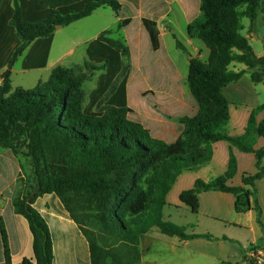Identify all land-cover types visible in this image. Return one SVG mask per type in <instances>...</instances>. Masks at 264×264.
I'll use <instances>...</instances> for the list:
<instances>
[{
    "label": "trees",
    "instance_id": "trees-1",
    "mask_svg": "<svg viewBox=\"0 0 264 264\" xmlns=\"http://www.w3.org/2000/svg\"><path fill=\"white\" fill-rule=\"evenodd\" d=\"M101 8H111L121 28L130 23L119 0H0V71L6 69L0 76V149H10L30 166L27 183L18 185L13 199L15 212L27 219L33 234L35 262L25 259L23 264H53L51 232L34 207L45 194H56L79 226L89 241L92 264H141V240L153 228L184 240L212 239L189 235L185 226L166 221L164 208L180 174L208 164L212 144L219 141L254 153L259 172L245 174L243 187L229 186L237 168L231 155L226 175L197 180L181 201L197 213L200 193H232L237 211L254 209L261 223L255 183L264 178V148L255 145L264 138V120H258L264 104L251 112L243 135L231 136L225 130L230 120L225 89L247 73L231 70L233 63L245 65L254 83L264 82V56H257L242 34V19L249 18L253 29L264 13V0H202L201 16L187 32L210 55L206 62L190 61L188 86L199 108L194 116L179 119L184 129L173 142L153 135L128 107L130 50L109 38V31L88 44L89 61L83 66H58L35 90H13L11 65L22 58L23 70L46 68L56 26H69ZM142 27L152 49L159 51L157 20L143 18ZM177 47L186 51L178 39ZM97 70H102L97 86L87 95V72ZM0 229L5 263L13 264L2 219Z\"/></svg>",
    "mask_w": 264,
    "mask_h": 264
},
{
    "label": "crops",
    "instance_id": "crops-1",
    "mask_svg": "<svg viewBox=\"0 0 264 264\" xmlns=\"http://www.w3.org/2000/svg\"><path fill=\"white\" fill-rule=\"evenodd\" d=\"M119 1L127 10L126 18L130 19V23L117 37H114L113 30L108 29L109 26L100 29L93 38L84 43L86 50L88 44L105 31L110 32L109 38L121 41L129 47L131 63L138 66L139 69L135 73L128 74V107L134 111L135 118L153 135L167 142H173L181 136L184 129L179 119L194 116L199 108L188 86V70L191 61L189 56L206 62L210 55L206 45L200 40L191 39L187 32L188 25L201 16L202 0ZM106 9H98L83 20L100 16L103 14L102 10ZM143 18L157 20L162 39V47L159 51L155 52L151 47L150 40L142 27ZM116 20L121 22V18L117 15ZM180 30L181 43L186 47V51L177 47V39L179 40L177 35ZM170 34L176 42L177 49L181 51V55L179 54L177 57L181 58L185 75L183 72H179L178 62L167 51L166 37ZM250 37L247 36L248 40ZM55 39L56 32L49 62ZM75 48L77 47L67 51L66 57L73 56ZM62 61L63 57L59 55L55 60V65L62 66ZM87 61L89 60L86 52V59L76 66H83ZM12 69L13 67L10 70L12 71ZM230 69L235 72H249L245 65L239 63H233ZM5 71L6 69L1 70L0 76ZM89 72H87L88 75ZM96 72H99L98 80L102 70ZM243 77L239 82L233 83L225 89V95L230 102V120L225 126V130L231 136L243 135L251 112L260 107L252 108L247 104V101L241 102L237 106L235 100V114L232 112L230 97L237 99L241 95L250 94L249 89L242 85ZM169 80L173 82V85L169 84ZM179 86L181 87V98L178 97L177 92ZM163 107L165 109H161ZM243 107H250L247 108L244 118L241 111ZM158 110L163 111V114L169 117L165 120L162 119L159 117L161 113ZM263 112L261 111L258 116L259 121L264 120L260 117ZM170 115L173 117L170 118ZM261 148H264V138H259L255 145L256 150ZM212 150V160L208 164L200 166L196 170L184 171L177 178L166 198L164 219L166 218V221L173 219V216L168 212L170 206H175L187 214H197L204 218L203 224H194L193 220L177 224L185 226L189 235H210L213 238L197 237L184 240L177 236L165 235L158 228H153L141 240V264H221L223 262L255 264L248 256L250 248L264 252V178L255 183L256 197L262 209L261 223H259L258 214L254 209L244 213L237 211L236 197L232 193L222 191L200 193V209L197 213H193L181 201V194L194 188L197 180L211 182L226 175L229 172L231 155L236 158L237 168L228 182L229 186L243 187L245 174L255 175L259 172L254 153L242 152L226 141L212 144ZM262 166L264 168V159ZM26 174L25 161H21L10 149H0V219L4 221L8 233L13 264H23L25 259L35 262L33 234L29 223L25 217L15 212L13 206L19 182L26 178ZM34 207L49 226L53 240V264H92L89 241L72 220L56 194H45L39 197ZM0 264H6L1 229Z\"/></svg>",
    "mask_w": 264,
    "mask_h": 264
},
{
    "label": "rangeland",
    "instance_id": "rangeland-1",
    "mask_svg": "<svg viewBox=\"0 0 264 264\" xmlns=\"http://www.w3.org/2000/svg\"><path fill=\"white\" fill-rule=\"evenodd\" d=\"M103 14L100 16H93L90 19L87 20H81L78 22H75L69 26L62 27L59 29H56V39L54 43V47L52 50L50 62L47 68L45 69H35V70H23L22 69V58H19L17 62L14 64L12 69V86L14 89L21 88L25 90H35L38 82L45 81L49 78L51 72L59 65H55V60L59 55L63 57V61L61 65L63 67H73L78 64H81L84 59H86V46L85 42H87L90 38H93V36L99 31L100 29L109 26L108 29H111L114 31V37L119 36V34H122L123 28L120 27V22L116 20V14L113 12L111 8H107L106 10H102ZM181 23V21H180ZM242 24L244 25V30L242 31V34L244 36H251L250 37V44L257 56H264V13H261L257 23L255 24V27L251 29V20L249 18H243ZM181 26V25H180ZM178 38L181 41V30L178 31ZM254 38V39H253ZM75 48V52L73 56L66 57L67 51H69L71 48ZM166 47L167 51L171 55V57L178 62V68L179 72H183L185 75V68L181 65V58L177 57L179 54L181 55V51L177 49L176 42L171 36V34L166 37ZM126 65H127V74L129 73H135L137 69H139L138 66H134L131 63V57L128 56L126 58ZM184 71H183V70ZM233 70V69H232ZM141 71V70H140ZM139 71V72H140ZM99 72L94 71L89 72L90 78L89 81H87L84 85V89L89 95L91 90L96 87L97 85V76ZM171 79V78H169ZM169 84L173 85V82L169 80ZM242 85L249 89L250 94L248 95H241L240 98L236 97H230L231 101V110L235 114V100L237 106L241 102L247 101V104H249L250 107L254 108L257 106H261L264 104V82L262 83H254L251 80V73L248 72L243 77ZM181 86V83H180ZM179 86L178 97L181 98V87ZM184 93V91H183ZM170 100V99H169ZM250 107H243L242 108V116L243 118L246 116V110ZM161 109H165L164 107ZM142 112V110H141ZM160 116L162 119H167L169 116H165L163 114V111L158 110ZM172 118L173 115H170ZM261 118L264 119V112L261 113ZM159 118V119H161ZM181 133V132H180ZM25 170L27 172L26 178L23 179L22 183L19 185H23L27 183V180L30 175V166L27 162H25ZM221 177V176H220ZM264 192V191H263ZM168 212L173 216V221L168 220L174 223H181L186 220H193L194 224H203L204 218L202 216H199L197 214H187L185 212H182L181 209H177L175 206H170L168 208ZM167 212V213H168ZM165 217V215H164ZM165 220H167L165 218ZM201 227H203L201 225Z\"/></svg>",
    "mask_w": 264,
    "mask_h": 264
},
{
    "label": "built area",
    "instance_id": "built-area-1",
    "mask_svg": "<svg viewBox=\"0 0 264 264\" xmlns=\"http://www.w3.org/2000/svg\"><path fill=\"white\" fill-rule=\"evenodd\" d=\"M2 84V79H0V85ZM248 256L251 262L255 264H264V252L258 251L255 248H250L248 251Z\"/></svg>",
    "mask_w": 264,
    "mask_h": 264
},
{
    "label": "water",
    "instance_id": "water-1",
    "mask_svg": "<svg viewBox=\"0 0 264 264\" xmlns=\"http://www.w3.org/2000/svg\"><path fill=\"white\" fill-rule=\"evenodd\" d=\"M63 26H61V25H58V26H56V29H59V28H62ZM189 58H190V60H192L193 59V56H189ZM13 67V65H11L10 66V69Z\"/></svg>",
    "mask_w": 264,
    "mask_h": 264
}]
</instances>
